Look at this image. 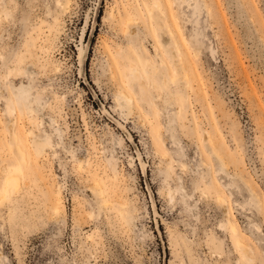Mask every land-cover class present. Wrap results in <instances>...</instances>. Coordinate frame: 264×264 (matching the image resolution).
Returning a JSON list of instances; mask_svg holds the SVG:
<instances>
[{"label":"rangeland","instance_id":"rangeland-1","mask_svg":"<svg viewBox=\"0 0 264 264\" xmlns=\"http://www.w3.org/2000/svg\"><path fill=\"white\" fill-rule=\"evenodd\" d=\"M157 1L0 0V264H264V0Z\"/></svg>","mask_w":264,"mask_h":264},{"label":"bare ground","instance_id":"bare-ground-1","mask_svg":"<svg viewBox=\"0 0 264 264\" xmlns=\"http://www.w3.org/2000/svg\"><path fill=\"white\" fill-rule=\"evenodd\" d=\"M59 3L61 6H64L65 0H59ZM157 3H160V0H158ZM170 30H171V33L175 36L176 30L171 26H170ZM143 66H144V71L146 73H149V68L154 67L155 65L150 60H146ZM143 74H144L143 71L140 70L138 67L132 68L129 74H127L128 83L131 85L134 83L135 80H142ZM184 76L186 78V82H188L189 81L188 73L185 72ZM139 84L141 87L145 85L144 83H142V81ZM14 89H15L14 93L17 98V103H19L20 106L22 107L23 109L22 111H25V110H29L30 112L35 111V107L33 106V100L30 98V94H31L30 88L21 85L18 88L14 87ZM124 97L128 101V103H131L130 95H124ZM36 101L38 103H41L40 96L36 97ZM30 133L33 135L34 133L33 130H31ZM205 138L209 141L213 150L219 154L220 147L216 140V137L209 134V135H206ZM15 139L17 141L16 148H17V155H18V165L21 163V164H27V166H29L34 161L30 155L29 148L25 146L22 141H20V133L18 131H16L15 133ZM49 144H52L51 135L48 133H40V134L34 135L31 146H32V149H34L37 152V154L41 155L45 152V147ZM114 178L118 179V175L116 174ZM20 179H21V171L17 168H15L13 171H11L6 176L5 183H4V189H3L4 197H8V195L11 193L12 190H16L19 188ZM92 189L97 195H99V197H106L107 195L106 193L108 192L106 183L100 177L96 175L94 176ZM218 198L222 202H224L225 200L221 193L218 194ZM57 200H58V204L55 206V211L62 208L63 198L61 197L60 193L58 195ZM128 211H129L128 206L124 204L122 206V213L124 214V216H127ZM228 223H229L230 230L235 238L237 246L241 248L245 256V252L248 251V248L242 239L241 230L238 224L235 223V221L230 220V219H228Z\"/></svg>","mask_w":264,"mask_h":264}]
</instances>
